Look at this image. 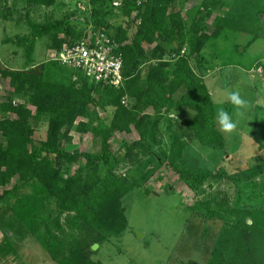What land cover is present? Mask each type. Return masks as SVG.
Here are the masks:
<instances>
[{
    "label": "trees",
    "instance_id": "1",
    "mask_svg": "<svg viewBox=\"0 0 264 264\" xmlns=\"http://www.w3.org/2000/svg\"><path fill=\"white\" fill-rule=\"evenodd\" d=\"M56 1L0 0L3 19L24 22L32 28L29 37L15 40V44L23 48L26 66L31 71L0 68L2 78L10 85L7 95L3 100L0 98V205L32 233L57 264H99L90 258L94 253L92 245L121 234L127 220L119 212L116 216V212L93 209L87 194L103 183L98 199L105 201L106 206L112 199L116 203L117 197L129 191L135 182L130 183L129 179L113 173V159L109 156L113 133L136 130L137 139L126 142L123 147L126 153L118 158L127 168L136 166L151 154L148 153L150 143L162 144L159 123L172 111L185 113L182 126L201 144L221 150L226 147L225 135L217 127V110L211 92L191 64V57L201 53L211 35L199 18L186 29L181 11L173 9L178 0H75L85 12L80 13L85 18L83 28H79L72 17L68 21H55L50 16L41 23L31 17L30 9L46 10ZM216 1L215 5L204 2V6L210 8L208 13L216 9ZM218 2L220 7L229 5L228 1ZM19 6L27 8L26 13H19ZM119 14L126 26H114L111 21ZM131 29H134L132 35ZM103 31L116 41V52L122 53L123 82L119 87L95 81L81 69L49 59L44 61L43 71L36 69L34 50L38 38L47 36L51 40V51H58L65 42L81 41L91 32ZM154 42L157 43L153 49L147 51L146 45ZM184 47H188V54H182ZM107 107L113 108L108 125L102 127L99 118L93 123L98 116L96 111ZM80 117L85 121H77ZM41 121L48 124L47 134L44 140L37 141L34 126ZM73 126L81 132L90 130L101 134V152L79 149L69 152L61 148L63 129ZM183 145L182 139L171 141L174 160H181ZM81 158L86 160L85 165L64 177L63 165L77 163ZM101 165L106 171L98 172ZM170 167L202 196L193 206L194 213L221 219L234 228L233 235L253 239L256 245L250 254L253 264H264V201L260 202L264 199V181H257L264 176V161L243 171V177L232 178L240 193L248 190L246 196L257 199V204L249 208L236 205L222 190L218 199L203 196L205 186L221 180L224 171L184 168L172 162ZM92 177L98 181L93 187ZM16 178L18 182L13 184ZM82 231L86 233L85 242L75 245L74 233L85 234ZM233 235L226 234L227 237ZM224 238L221 243L231 241ZM229 243L230 248L236 247V256L227 257L220 245L222 250L217 249L208 264H241L248 252L233 241ZM8 249L16 253L12 247L0 245V262L6 258L4 252Z\"/></svg>",
    "mask_w": 264,
    "mask_h": 264
},
{
    "label": "rangeland",
    "instance_id": "2",
    "mask_svg": "<svg viewBox=\"0 0 264 264\" xmlns=\"http://www.w3.org/2000/svg\"><path fill=\"white\" fill-rule=\"evenodd\" d=\"M205 1L214 3V0H178V5L173 9L181 11L186 29H189L191 22L198 18L207 25L206 32L211 38L199 55L191 57V64L207 84L217 114L220 110L227 112L236 123V127L231 131L223 130L217 115V127L226 139V147L221 150L213 145L201 144L182 126L185 113L172 111V115H165L159 123L162 144L150 143L148 153L151 154L130 168L120 164L121 160L118 161V158H122L126 153L124 144L137 139L136 130L133 129L131 133L121 131L113 133L109 140V156L112 157L114 164L113 173L129 179L130 183L134 180L135 182L125 194L115 196L116 203L115 199H112L111 203L105 206V201L98 199L103 183L95 186L98 181L96 177H92V187L93 185L95 187L87 195L94 205L93 209L116 212V216L119 212L127 220V227L121 234L96 243V248H93L95 244L92 245L94 253L90 254V258L94 262L208 264L218 252L220 245H223L222 249H225L227 257L236 256L234 251L236 247L227 246L233 241L248 252V256L244 257L241 264H253L250 254L256 247L254 240L244 238L241 234L233 235L234 228L225 225L221 219L196 215L193 206L202 196H198L170 167L172 162L184 168L224 171L221 180L212 186H205L203 196L218 199L222 190V194L231 197V201L241 208L257 204L256 198L250 199L246 196L248 190L239 192L240 188L234 184L232 178L243 177V171L264 161V0H224L229 2L226 7L217 5L219 3L217 0L216 9L210 13H208L210 8L204 6ZM26 10L27 8L23 6L17 9L21 14L26 13ZM82 12H84L82 6L79 7L75 0H57L55 5L46 10L30 9L31 17L37 22H44L50 16L55 21H68L72 17L77 21L79 28L86 25L83 21L84 15L80 14ZM111 21L114 26H126L121 14L113 16ZM132 32L134 29H131L130 35ZM31 33L32 28L28 24L17 23L15 20L8 21L0 16V68L31 71L30 67L26 66L27 57L23 48L15 44L17 38H27ZM156 43L147 44L145 49L151 51ZM50 44L51 40L47 36L37 39L34 64L37 65L38 71H43L44 61L51 56ZM184 48L182 54H188V47ZM9 90L8 81L0 74L2 100ZM234 91L245 101L243 106H235L229 99ZM29 107L35 109L32 105ZM186 112L190 114L189 111ZM96 115L100 117L96 116L93 123L101 120L102 127H106L112 119L113 108L107 107L106 110L96 111ZM77 121L85 120L80 117ZM46 123L41 121L34 126V137L37 141L46 138L48 128ZM101 138V134L90 130L81 132L73 126L63 129L60 147L69 152L76 149L88 153L101 152ZM173 139L183 140L184 153L181 160H174L171 155ZM85 161L81 158L77 163L64 164L61 168L62 175L65 177L74 174L80 166L85 165ZM102 171L106 170L101 165L98 172ZM258 180L263 182L264 176L257 178ZM17 182V178L13 180V184ZM263 201L264 199L260 202ZM63 215L64 219L65 214ZM67 231L69 232V229ZM225 232L233 236L227 237ZM74 234L75 245L85 242L86 233ZM223 238L231 241L221 243ZM233 238L239 240L235 241ZM0 245H8L16 250V253L13 250H6L4 252L6 258H3L0 264H57L32 233L4 205H0ZM222 249L220 248V251Z\"/></svg>",
    "mask_w": 264,
    "mask_h": 264
},
{
    "label": "built area",
    "instance_id": "3",
    "mask_svg": "<svg viewBox=\"0 0 264 264\" xmlns=\"http://www.w3.org/2000/svg\"><path fill=\"white\" fill-rule=\"evenodd\" d=\"M114 4L118 6L119 2ZM117 46L105 31L91 32L81 41L63 43L58 51H52L49 60L81 69L95 81L119 87L123 82V60L122 53L116 52Z\"/></svg>",
    "mask_w": 264,
    "mask_h": 264
},
{
    "label": "clouds",
    "instance_id": "4",
    "mask_svg": "<svg viewBox=\"0 0 264 264\" xmlns=\"http://www.w3.org/2000/svg\"><path fill=\"white\" fill-rule=\"evenodd\" d=\"M229 99L235 106H243L245 101L240 97L238 92H232ZM218 121L225 131H231L236 127V123L230 118L229 114L223 110L218 112Z\"/></svg>",
    "mask_w": 264,
    "mask_h": 264
},
{
    "label": "water",
    "instance_id": "5",
    "mask_svg": "<svg viewBox=\"0 0 264 264\" xmlns=\"http://www.w3.org/2000/svg\"><path fill=\"white\" fill-rule=\"evenodd\" d=\"M261 103H262V101H261ZM251 222V221H250ZM140 236H141V234L140 233H138ZM96 246H97V244H95L94 246H93V248H96Z\"/></svg>",
    "mask_w": 264,
    "mask_h": 264
}]
</instances>
